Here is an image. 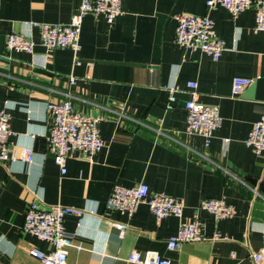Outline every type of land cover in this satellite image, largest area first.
Masks as SVG:
<instances>
[{"label": "crops", "instance_id": "crops-1", "mask_svg": "<svg viewBox=\"0 0 264 264\" xmlns=\"http://www.w3.org/2000/svg\"><path fill=\"white\" fill-rule=\"evenodd\" d=\"M80 3L0 0V36L5 37L0 108L12 114L10 148L35 151L30 163L0 160L1 264H44L29 250L52 249L23 230L36 196L85 210L82 217L65 218L75 244L82 246L70 248L67 264H138L128 259L134 250L158 252L172 264H254L252 254L264 236V220L251 221L253 203L264 200V153L256 154L245 142L254 122L264 118V32L254 29V8L238 16L223 6L210 10L227 48L218 60L175 39V14H207L206 0H122L123 13L114 24L93 13L85 16L77 53L47 52L41 29L32 22L66 23ZM11 32L32 37L34 53L8 49ZM235 76L253 78L239 96L232 94ZM193 81L199 100L219 106L223 119L209 146L204 137L186 132L183 104L191 98ZM169 86L177 87L175 101ZM67 99L78 111L102 117L104 145L92 160L70 152L62 173L49 149L48 103ZM142 182L182 200L183 217L158 219L145 203L131 217L106 206L116 184ZM209 198L225 199L236 213L215 221L202 208ZM195 218L205 239L169 250L168 238L181 222ZM116 221L130 224L124 236ZM216 231L224 237L214 239Z\"/></svg>", "mask_w": 264, "mask_h": 264}, {"label": "built area", "instance_id": "built-area-1", "mask_svg": "<svg viewBox=\"0 0 264 264\" xmlns=\"http://www.w3.org/2000/svg\"><path fill=\"white\" fill-rule=\"evenodd\" d=\"M206 6L208 13L204 15L186 11L175 14L177 44L193 50H201L214 60L220 59L227 48L225 40L217 33L215 20L210 15V10L217 6L225 7L233 16H238L248 8H254L256 16L254 29L256 32H264V0H206ZM89 13L103 16L110 24H114L116 18L123 13L122 0H81L68 22H32V25L40 27V43L46 47L47 52L58 48H70L77 53L81 48L80 37L83 21ZM6 42L8 49L29 53H34L36 45L32 37L20 32L8 34ZM71 81L75 82L76 78L72 77ZM252 82L253 78L235 76L232 94L239 96ZM197 85L194 81L189 83L192 91L191 98L185 101L186 132L204 137L206 145L209 146L215 132L222 125L223 119L219 106L199 100ZM169 90L172 93L171 100L175 101L174 92L177 91V87L169 86ZM48 112L52 116L47 135L49 149L54 154V159L62 173L67 171V157L70 152L78 151L82 157L92 160L102 149L104 139L99 129L101 116L78 111L71 99L48 103ZM11 118V112L0 108V160L30 163L34 159L33 148H10V137L14 134L11 129ZM245 142L256 154L264 153V118L254 122ZM144 203L150 207L158 219L169 215L183 217L182 200L165 191H151L150 186L145 182L135 186L116 184L107 198L106 206L131 217ZM202 208L213 214L215 221L232 217L236 213L235 206L222 198H209L203 202ZM84 213L83 208L47 204L43 198L36 196L30 202L26 212L23 230L40 240L49 242L52 244V249L46 252L35 247L31 248L29 253L39 258L44 264H67L70 248L76 246L81 249L82 246L75 244V234L67 229L65 218L69 215L82 217ZM114 225L119 229L121 236H124L130 227L128 222L121 221L114 222ZM222 236L220 231H216L213 238L220 239ZM204 239L202 222L195 218L181 222L177 233L168 238L167 248L176 250L180 249L185 242ZM252 258L254 264H262L264 261V236L260 250L254 252ZM128 259L138 264H172L169 259L163 258L155 251L134 250Z\"/></svg>", "mask_w": 264, "mask_h": 264}, {"label": "water", "instance_id": "water-1", "mask_svg": "<svg viewBox=\"0 0 264 264\" xmlns=\"http://www.w3.org/2000/svg\"><path fill=\"white\" fill-rule=\"evenodd\" d=\"M4 40L5 37L4 36H0V52H4L5 51V46H4ZM186 102H184L183 105H185ZM170 113H171V108L168 107V111L166 113V116L164 118V122L162 127L166 128L168 125V120L170 117ZM248 179L250 182H252L253 184H256V180H253L252 178H246ZM260 189L262 190V185L260 187ZM264 220V200H257L253 203L252 206V211H251V221H262Z\"/></svg>", "mask_w": 264, "mask_h": 264}]
</instances>
